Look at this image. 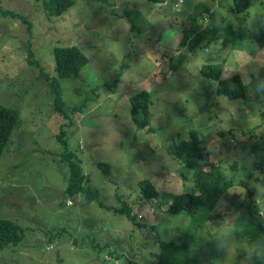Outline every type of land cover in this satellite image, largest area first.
<instances>
[{
  "label": "rangeland",
  "instance_id": "rangeland-1",
  "mask_svg": "<svg viewBox=\"0 0 264 264\" xmlns=\"http://www.w3.org/2000/svg\"><path fill=\"white\" fill-rule=\"evenodd\" d=\"M251 3L248 12L236 13L234 0H218L225 14L220 28L211 4L196 0H75L56 18L47 16L43 0H0V10L30 24L0 11V104L20 116L0 162V217L24 229L23 241L0 250V264H156L166 249L162 241H182L192 222L169 213L170 196L195 194V183L194 171L168 151L172 140H189L192 131L199 134L203 163L217 164L232 188L246 190L243 199H220L212 219L192 231L193 264H239V243L256 239L242 238L250 229L247 207L256 221L264 219V197L252 186L261 182L256 172L264 176V101L248 88L245 99L218 95L217 80L202 67L241 76L231 72L234 58L246 59V49L253 57L264 54L257 41L232 36L264 30V15L251 23L264 0ZM65 45L79 46L88 62L78 77L61 79L64 115L44 74L57 76L54 48ZM172 57L181 58L176 71ZM144 89L153 95V132L132 116V98ZM66 150L82 165L97 201L67 195ZM248 158L251 168L241 163ZM144 180L157 187V199L142 193ZM125 205L145 226L114 213ZM234 210L243 213L242 230L225 255L212 232Z\"/></svg>",
  "mask_w": 264,
  "mask_h": 264
},
{
  "label": "trees",
  "instance_id": "trees-1",
  "mask_svg": "<svg viewBox=\"0 0 264 264\" xmlns=\"http://www.w3.org/2000/svg\"><path fill=\"white\" fill-rule=\"evenodd\" d=\"M154 5H164L167 0H149ZM75 0H43L44 11L49 18L61 17L74 7ZM235 12L245 13L251 8V0H234ZM4 16H10L21 20L24 24L30 26L28 21L19 13L2 11ZM136 28V27H135ZM233 37L238 39H249L257 41L261 46L264 45V30L259 32L232 33ZM188 36H185L181 45H185ZM55 69L57 76L49 77L46 80L50 83L52 91L55 94V105L57 112L64 114L63 87L62 78L78 77L82 69L88 62L86 53L77 45L56 46L54 48ZM172 69L176 71L179 68L181 58L172 57ZM29 63H34L27 57ZM44 73V72H43ZM202 73L208 77L217 80L216 90L218 95H225L230 100L247 98V88L244 86L239 74H232L228 77H222V70L211 64L202 67ZM152 93L144 89L135 94L132 98V116L135 124L140 129L154 131L152 126ZM19 112L15 109L0 104V162L3 155L12 141L14 129L19 122ZM62 131L60 140L63 141ZM66 144V143H65ZM169 153L186 168L194 171L193 180L195 183V194L183 193L170 196L169 213L172 215L186 214L191 217L192 222L186 237L182 241L163 240L165 250L159 255L156 264H193V238L192 231H197L204 227L212 219V212L220 199L227 198L229 194L227 189L232 188V183L228 182L215 163H203L204 153L199 134L195 131L190 133L189 140H172L168 146ZM62 161L67 163L70 169L67 195L75 197L80 194L86 195L88 201H97V192L85 185L86 177L82 165L74 160L72 153L66 150L63 153ZM106 171L105 165H99ZM141 191L149 200L159 197L157 187L150 180H144L140 183ZM102 207V206H101ZM248 209L249 230L245 231L242 238H258L264 234V224L256 221L251 207ZM114 213L125 215L128 219L134 221L140 226H145L136 216L132 207L125 205L122 209L114 210ZM24 239V229L15 221L0 217V250L12 244H19ZM192 241V242H191ZM238 264V263H235ZM259 264V262H256Z\"/></svg>",
  "mask_w": 264,
  "mask_h": 264
},
{
  "label": "clouds",
  "instance_id": "clouds-1",
  "mask_svg": "<svg viewBox=\"0 0 264 264\" xmlns=\"http://www.w3.org/2000/svg\"><path fill=\"white\" fill-rule=\"evenodd\" d=\"M197 2L210 3L212 11L217 17L216 26L223 28L224 25L220 22V18L225 17V14L219 9L218 0H196ZM181 9L183 8L178 9V11ZM258 14L264 15V11L256 9L255 12L251 13V23ZM247 15L249 23V13ZM217 21L219 22L217 23ZM208 24L209 20H207V23H204L205 26ZM246 54V59L234 58V68L231 72L239 71L244 86L249 90V95L259 97L261 101H264V77L260 75V70L264 68V54L253 57L249 54V49H246ZM253 76L255 79H253ZM153 146L157 147L154 144ZM241 163L251 168L252 158L242 159ZM255 175L259 177L261 182H254L252 186L256 189L257 198L264 197V176H261L259 172H256ZM227 191L229 194H238L241 199L246 196V190L241 185L227 189ZM223 207L224 209L227 208L226 202H224ZM242 215L243 213L239 210H234L232 215H225L215 231L212 232V237L217 242L218 250L224 252L225 255L230 254L237 247V233L242 230ZM259 216L264 218V213H260ZM261 223H264V219H261ZM181 227L183 228V225ZM239 252L241 255L239 264H256V262L264 264V234H261L256 239L241 241L239 243Z\"/></svg>",
  "mask_w": 264,
  "mask_h": 264
}]
</instances>
